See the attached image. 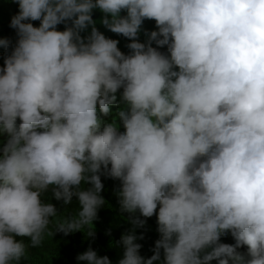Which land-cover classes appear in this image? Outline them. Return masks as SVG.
Masks as SVG:
<instances>
[{
	"label": "clouds",
	"instance_id": "9594fccd",
	"mask_svg": "<svg viewBox=\"0 0 264 264\" xmlns=\"http://www.w3.org/2000/svg\"><path fill=\"white\" fill-rule=\"evenodd\" d=\"M18 3L0 66V264H25L56 232L93 236L102 175L121 181L132 225L116 264H264V0ZM145 19L158 30L142 43ZM137 211L157 215L147 259ZM77 260L114 264L92 247Z\"/></svg>",
	"mask_w": 264,
	"mask_h": 264
},
{
	"label": "trees",
	"instance_id": "16d2710c",
	"mask_svg": "<svg viewBox=\"0 0 264 264\" xmlns=\"http://www.w3.org/2000/svg\"><path fill=\"white\" fill-rule=\"evenodd\" d=\"M18 0H0V41L7 39L9 44L5 46L0 43V66H4L5 59L11 54L16 42L19 39L17 29L11 27V20L14 15L19 12ZM126 10L122 11V15H126ZM105 14L99 9L93 11V19L97 21L96 27L103 32L107 37L119 40L120 49L128 54L132 50L127 47L132 42V38L123 36L112 32L100 21ZM35 26H39L40 20H30ZM72 24L71 20L62 22L57 26L58 30H65L67 26ZM91 25L87 30H84L81 35L87 37L91 32ZM158 30L156 21L154 19H145L138 39L142 43H147L148 34L151 31ZM154 42V41H153ZM159 47V46H157ZM160 51L167 52L166 46L160 47ZM19 122V121H18ZM1 138V137H0ZM102 182L104 189L102 195L105 197V205L99 209L98 218L93 222L94 232L93 236H88L85 231H75L69 234L63 232H56L53 237L49 236L44 244L35 249H31L29 259L25 264H80L77 256L89 247H92L100 255H107L116 264L118 259L123 257L124 246L118 243L121 240L122 234L132 228L128 213H121L119 210V197L117 192L121 187V181L117 178L106 177L102 175ZM63 213L65 208L62 207V201L55 200L53 202ZM76 198L73 199V204L68 206L69 212L76 207ZM145 220L146 223L136 229L137 236L143 235V239H138L137 243L142 245L140 254L146 259L152 257L155 252V242L160 238L158 232L157 215L152 217H143L139 211L135 214ZM25 243L30 238L22 237ZM221 242L235 244V239L229 231L226 235L221 237ZM248 246H242L238 249L247 257ZM161 260H163V249H161ZM154 264H161V261H154ZM211 264H218L217 260H213Z\"/></svg>",
	"mask_w": 264,
	"mask_h": 264
}]
</instances>
